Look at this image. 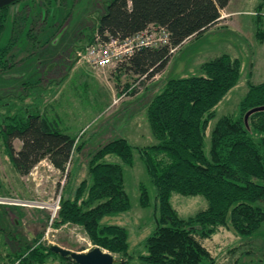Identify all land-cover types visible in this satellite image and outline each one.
<instances>
[{"label":"rangeland","instance_id":"rangeland-1","mask_svg":"<svg viewBox=\"0 0 264 264\" xmlns=\"http://www.w3.org/2000/svg\"><path fill=\"white\" fill-rule=\"evenodd\" d=\"M103 1L20 0L0 11V48L10 47L6 56L0 54V127L4 120L14 122L11 117L20 115L22 109L35 106L63 132L74 136L76 146L84 143L79 152H73L67 176L46 160L20 176L9 160L0 131V201L4 202L0 203V264H17L15 255L24 257L30 251L27 248L38 243L44 249L57 244L85 252L97 246L79 223H56L59 205L61 198L73 199L81 181H89L91 155L118 137L133 146L131 164L114 155L104 161L121 166L128 203L125 210L104 216L101 222L125 230L127 251L123 258L120 253L99 248L118 260L130 257L132 264H138L143 241L159 217L155 188L138 153L155 143L146 118L150 100L170 78L198 76L201 64L222 54L238 58L240 77L216 105L205 132L208 140L218 119L237 116L248 84L264 81V0H229L216 26L184 42L155 79L134 95L129 93L116 101L125 85L135 82L133 76L118 70V63L93 70L75 55L92 43ZM12 143L18 150L20 142ZM142 191L147 203L140 197ZM169 202L183 219L206 206L200 196L176 193ZM258 205L264 210V202ZM200 242L217 264H264V227L250 239L220 227ZM56 255L44 264H75Z\"/></svg>","mask_w":264,"mask_h":264},{"label":"trees","instance_id":"trees-1","mask_svg":"<svg viewBox=\"0 0 264 264\" xmlns=\"http://www.w3.org/2000/svg\"><path fill=\"white\" fill-rule=\"evenodd\" d=\"M228 3L229 0H104L94 30L104 41L124 40L150 26L167 31L169 45L140 47L118 63V70L133 76L140 89L165 70L172 48L216 26L220 11ZM9 48H0L2 57ZM200 68L202 74L198 76L168 79L146 107L155 143L140 148L138 153L155 188L159 217L155 229L143 241L144 251L136 258L138 264H217L200 240L209 238L220 227L250 239L264 227V210L258 205L264 202V111L251 114L247 125L243 120L249 109L264 105V81L248 84L238 103L237 116L218 119L207 140L205 132L215 116L216 105L240 77V62L222 54ZM127 89L125 85L122 92ZM137 92L134 89L128 94ZM12 120H4L0 131L16 172L26 176L46 160L54 169L67 172V176L73 152H79L84 143L76 146L74 136L63 132L35 106L22 109ZM13 140L20 142L16 151ZM132 150L123 137L98 148L87 168L89 181L80 182L73 199L61 198L56 221L79 223L94 244L120 253L123 258L127 251L125 230L101 220L125 210L128 201L121 166L104 160L114 155L130 165ZM173 193L200 196L206 206L183 219L170 205ZM140 197L147 203L143 191ZM27 250L30 251L24 257L15 255L17 264H44L48 257L57 256L49 246L44 249L39 243ZM131 261L128 257L118 264H132Z\"/></svg>","mask_w":264,"mask_h":264},{"label":"built area","instance_id":"built-area-1","mask_svg":"<svg viewBox=\"0 0 264 264\" xmlns=\"http://www.w3.org/2000/svg\"><path fill=\"white\" fill-rule=\"evenodd\" d=\"M163 45H169L167 31L162 27L150 26L146 30L124 40L108 38L104 41L95 34L92 43L83 46L75 55L78 60H82L91 69L98 70L120 63L140 47H159ZM177 48H172L170 51L174 53ZM134 89H139L137 81L122 92L120 98L116 101L124 98L128 92Z\"/></svg>","mask_w":264,"mask_h":264},{"label":"water","instance_id":"water-1","mask_svg":"<svg viewBox=\"0 0 264 264\" xmlns=\"http://www.w3.org/2000/svg\"><path fill=\"white\" fill-rule=\"evenodd\" d=\"M19 0H0V9L10 6ZM264 111V105L249 109L243 116L245 125H247L248 117L255 113ZM50 251L58 254L62 258L72 261L75 264H118L123 263V260L116 259L112 254L103 251L98 246L92 248L89 251L78 250L74 251L68 248H64L57 244H51L49 246Z\"/></svg>","mask_w":264,"mask_h":264},{"label":"flooded vegetation","instance_id":"flooded-vegetation-1","mask_svg":"<svg viewBox=\"0 0 264 264\" xmlns=\"http://www.w3.org/2000/svg\"><path fill=\"white\" fill-rule=\"evenodd\" d=\"M14 204H20V203H18V202H13Z\"/></svg>","mask_w":264,"mask_h":264},{"label":"bare ground","instance_id":"bare-ground-1","mask_svg":"<svg viewBox=\"0 0 264 264\" xmlns=\"http://www.w3.org/2000/svg\"><path fill=\"white\" fill-rule=\"evenodd\" d=\"M0 203H4L3 201H0ZM23 204V203H22Z\"/></svg>","mask_w":264,"mask_h":264},{"label":"crops","instance_id":"crops-1","mask_svg":"<svg viewBox=\"0 0 264 264\" xmlns=\"http://www.w3.org/2000/svg\"><path fill=\"white\" fill-rule=\"evenodd\" d=\"M228 4H229V3H228ZM227 6H228V5H227ZM226 8H227V7H226ZM226 8H225V9H226ZM237 12H239V11H237Z\"/></svg>","mask_w":264,"mask_h":264}]
</instances>
